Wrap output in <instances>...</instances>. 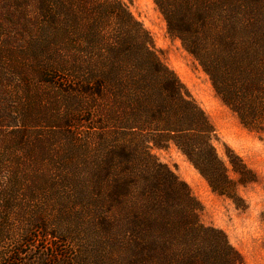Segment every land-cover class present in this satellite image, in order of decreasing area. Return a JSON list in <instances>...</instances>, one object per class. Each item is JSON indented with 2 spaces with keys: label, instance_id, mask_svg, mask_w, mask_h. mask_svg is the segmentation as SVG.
Segmentation results:
<instances>
[{
  "label": "rangeland",
  "instance_id": "1",
  "mask_svg": "<svg viewBox=\"0 0 264 264\" xmlns=\"http://www.w3.org/2000/svg\"><path fill=\"white\" fill-rule=\"evenodd\" d=\"M254 3L253 13L264 14V0ZM228 18L213 28L228 29ZM136 29L204 112L229 177H240L229 157L251 172L237 182L236 196L213 190L173 141H147L146 150L140 136L154 132V123L130 128L136 76L125 54L136 48ZM260 58L252 73H264ZM97 83L102 92L95 93ZM153 161L187 184L198 222L224 233L237 264H264V126L247 125L224 101L199 58L169 30L159 4L0 0V264L15 233L53 242L64 264H143L130 250L138 238L131 229L142 226L148 205L143 185L164 174Z\"/></svg>",
  "mask_w": 264,
  "mask_h": 264
},
{
  "label": "trees",
  "instance_id": "2",
  "mask_svg": "<svg viewBox=\"0 0 264 264\" xmlns=\"http://www.w3.org/2000/svg\"><path fill=\"white\" fill-rule=\"evenodd\" d=\"M155 1L167 18L169 30L179 35L185 47L199 58L224 101L247 125L263 127L264 73L250 70L260 57L264 60V14L253 13L255 0H218L212 6H205L200 0H186L185 3L184 0H171L178 4L168 3L170 0ZM188 3L191 7L187 6ZM251 14L256 15L253 23ZM227 18L230 21L228 29L213 28L214 21ZM257 26H260L259 31H255ZM136 31V48L125 54L130 62V73L136 76L131 85L135 108L130 128L143 131L149 122L154 123V132L140 136L144 138L142 142L146 150L147 141L157 147L173 141L187 154L213 190L236 196L237 182H245L244 175L251 172L238 158L229 157L233 170L240 174L237 180L229 177L216 153L212 141L214 129L204 112L188 98L175 74L159 62L145 34L140 37L141 32ZM210 39L213 45L208 43ZM249 40L259 46L263 44L262 50H254ZM123 49L129 48L125 46ZM101 86L96 84L95 93L102 92ZM153 164L164 174L161 176L155 170L157 180H150L153 185L149 182L143 185L142 198L148 199V205H143L145 215L139 217L142 226L136 232L131 229L138 238L130 250L140 255L143 264H149L147 260L154 257V264H237L238 254L224 233L198 222L199 204L191 196L187 184L178 180L166 166L154 161ZM134 224L138 227L136 220ZM38 241H43L44 245L40 246ZM8 247L3 264L65 263V256L57 252V246L37 235L15 233ZM161 252L171 254L162 258L156 254Z\"/></svg>",
  "mask_w": 264,
  "mask_h": 264
}]
</instances>
